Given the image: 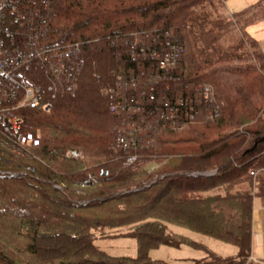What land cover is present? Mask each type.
Returning <instances> with one entry per match:
<instances>
[{"label": "trees", "instance_id": "1", "mask_svg": "<svg viewBox=\"0 0 264 264\" xmlns=\"http://www.w3.org/2000/svg\"><path fill=\"white\" fill-rule=\"evenodd\" d=\"M230 15L225 0H0L6 91L21 97L29 83L42 97L12 110L36 140L29 153L0 139V264H170L149 250L203 247L166 223L237 247L192 264H264L250 257L252 199L264 195V170L254 186L251 173L264 168V109L252 100L264 97V51L247 32L264 17V0ZM170 44L181 50L162 66ZM59 63L78 68L74 80L52 72ZM117 77L125 84L116 89ZM126 98L141 110L111 109ZM115 123L132 137L135 169ZM79 147V158L65 156ZM88 174L93 181L80 185ZM121 226L136 239L135 256L94 242L95 231Z\"/></svg>", "mask_w": 264, "mask_h": 264}, {"label": "rangeland", "instance_id": "2", "mask_svg": "<svg viewBox=\"0 0 264 264\" xmlns=\"http://www.w3.org/2000/svg\"><path fill=\"white\" fill-rule=\"evenodd\" d=\"M254 1L255 0H225V7H226L227 15L231 16L230 13L238 12ZM247 32L249 33V35H251L256 40H258L260 48L264 51V17L248 25ZM239 77L240 75L237 73L229 74V78L232 80V82L234 81V79H238ZM122 84H125V83L120 81L119 78L117 77L116 80L114 81V86L116 87V89L121 87ZM252 100L255 103L258 109V112H261L264 109V97L261 94L259 96L258 94H255ZM48 108H45V109L48 110ZM128 112H132V111H128ZM189 118H191L190 121L193 120L192 117H189ZM122 119L123 118L119 120H122ZM128 124H131V122H129ZM191 124L192 123L188 124L186 122V124H181L180 128L183 129V131L188 132L191 128H193ZM200 124L201 122L194 123V125L196 126L197 125L200 126ZM123 126L125 127L127 125L125 124ZM120 127H121L120 125L115 123L114 128H116V131H117L116 134L118 133V130L120 129ZM221 129L224 130L225 126L222 127ZM216 131L217 129H214L212 132L211 131L210 132L213 134ZM0 136H1L0 137L1 140L3 138L4 141L8 142L10 135L1 134ZM127 138L130 139L129 137ZM115 140H116V137H115ZM130 144H133V143H130ZM130 144L126 149H123V154H125V151H126V154L128 153L130 146H131ZM75 150L78 152V156L74 158H79L81 155H83L82 148L79 147V148H76ZM12 152L15 155H26L29 153V150L27 149V146L26 147L15 146ZM0 155H1V150H0ZM136 156H137V159H135L134 161L130 163L126 161L127 158L125 157H123L124 158L123 161L125 164L129 165L132 169H135L141 163V160L138 158V154H136ZM158 166L159 165L157 164L153 166V168L158 167ZM263 170L264 168H259L255 170L256 172L253 173V179H252L253 186L256 184L254 180L256 173L261 172ZM166 225H167L168 231L189 237L195 241L200 242L204 246L203 247H193L188 244H182L180 246L160 244L157 247L151 248L149 250V256L151 258L166 260L170 264H192L194 259L207 256L208 250H211L215 252L216 254H220L223 256L233 255L236 253V246L234 244L216 239L209 235L198 233L184 226H180V225H176L172 223H166ZM127 228H128L127 226L106 228L103 230V232L97 230L95 231L96 233H95L94 242L99 248L105 250L106 252L110 254L135 256L137 252V242L134 237L125 234Z\"/></svg>", "mask_w": 264, "mask_h": 264}, {"label": "built area", "instance_id": "3", "mask_svg": "<svg viewBox=\"0 0 264 264\" xmlns=\"http://www.w3.org/2000/svg\"><path fill=\"white\" fill-rule=\"evenodd\" d=\"M169 47H170V51L168 50L167 53H164L163 57L159 61L160 65L162 66L173 64L174 60L178 57L179 52L181 50L180 44L179 45L170 44ZM60 56L62 58H66L69 56V54L68 52H62ZM68 66L65 65L64 63H59L57 67L52 68V72L58 76L62 74L64 71H66L69 78H71V80H74L75 74L78 71V68H75L73 65H70V64ZM72 67H74V70H76L75 73L70 71ZM1 76H9V70H6L3 62H0V132L2 135L9 134L10 136H9L8 142L4 141L2 138L1 143L4 146L7 145L6 147H8L11 151H13L15 146L17 147L27 146L28 147L30 143L36 140L31 135L30 132H27L24 130L25 129L24 122L21 116H18L12 110L16 108L18 109L19 107H22V106H31V107L36 106L41 101V98H42L39 88L35 84H29V83L26 85L24 84L22 85V96L19 97L18 94H16L15 91L13 90L14 88L12 86H9L10 88H7V91L10 93V96L12 98L13 97L18 98V99L16 98L17 101L14 102L13 104L14 106L9 107L10 104L12 103L9 102L5 82H3L4 80L3 78H1ZM207 92H208V88L205 87L204 95L206 99L208 98ZM150 97H152V95ZM13 100L15 99L13 98ZM131 103H133L134 105H132ZM42 106L44 108H48L50 106V102H45ZM111 109H113V111L124 110L126 112L128 111L133 112V111L141 110L140 106L138 105V100L134 101L133 98H130V99L126 98L121 102L117 101V104H112ZM189 117H192V115H190ZM133 124L134 122H131V124H128V126H133ZM115 137H116V140H115L116 144L121 149H126L130 143H133L131 139L132 137L126 136V129H122V130L119 129ZM127 137H129L130 139H128ZM65 156L76 157L78 156V152L75 149H68L65 151ZM125 158H127L126 161L130 163L134 161L135 159H137V156H136V153H132V154L127 153ZM107 173H108V170L103 167H100L98 170V174L100 175H106ZM251 173L253 174L254 171H251ZM91 181H93L92 175L88 174L86 175V177H84L81 180L80 185L90 184Z\"/></svg>", "mask_w": 264, "mask_h": 264}, {"label": "crops", "instance_id": "4", "mask_svg": "<svg viewBox=\"0 0 264 264\" xmlns=\"http://www.w3.org/2000/svg\"><path fill=\"white\" fill-rule=\"evenodd\" d=\"M251 241V259L254 261L264 262V195H253L251 212Z\"/></svg>", "mask_w": 264, "mask_h": 264}, {"label": "water", "instance_id": "5", "mask_svg": "<svg viewBox=\"0 0 264 264\" xmlns=\"http://www.w3.org/2000/svg\"><path fill=\"white\" fill-rule=\"evenodd\" d=\"M214 171H207V172H203L202 174H205V175H210L212 174Z\"/></svg>", "mask_w": 264, "mask_h": 264}]
</instances>
